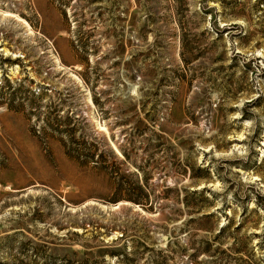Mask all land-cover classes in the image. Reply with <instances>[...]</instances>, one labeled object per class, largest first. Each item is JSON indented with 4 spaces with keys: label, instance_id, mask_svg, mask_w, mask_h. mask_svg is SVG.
I'll return each instance as SVG.
<instances>
[{
    "label": "rangeland",
    "instance_id": "374dc122",
    "mask_svg": "<svg viewBox=\"0 0 264 264\" xmlns=\"http://www.w3.org/2000/svg\"><path fill=\"white\" fill-rule=\"evenodd\" d=\"M0 264H264V0H0Z\"/></svg>",
    "mask_w": 264,
    "mask_h": 264
},
{
    "label": "trees",
    "instance_id": "16d2710c",
    "mask_svg": "<svg viewBox=\"0 0 264 264\" xmlns=\"http://www.w3.org/2000/svg\"><path fill=\"white\" fill-rule=\"evenodd\" d=\"M182 41H183V43H184V35L182 36ZM182 47H183V46H182ZM183 48H184V47H183ZM122 154H124L125 157H128L127 154H125L124 151H122ZM90 159H94V155H91V154H90V156H89V160H90ZM136 202H139V203L144 204L140 199H139V200L137 199Z\"/></svg>",
    "mask_w": 264,
    "mask_h": 264
}]
</instances>
